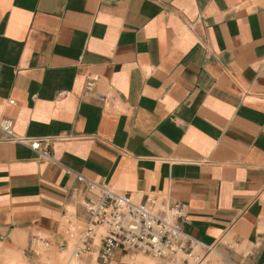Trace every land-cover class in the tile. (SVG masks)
<instances>
[{
    "label": "crops",
    "instance_id": "1",
    "mask_svg": "<svg viewBox=\"0 0 264 264\" xmlns=\"http://www.w3.org/2000/svg\"><path fill=\"white\" fill-rule=\"evenodd\" d=\"M6 118L52 157L0 141V243L87 223L82 175L264 264V0H0Z\"/></svg>",
    "mask_w": 264,
    "mask_h": 264
},
{
    "label": "built area",
    "instance_id": "2",
    "mask_svg": "<svg viewBox=\"0 0 264 264\" xmlns=\"http://www.w3.org/2000/svg\"><path fill=\"white\" fill-rule=\"evenodd\" d=\"M91 86L92 82H89V90ZM0 130V141L27 145L42 159L52 157L48 138L19 135L8 118L0 123ZM77 178L86 183L93 196L85 203L89 220L79 238L76 256L97 252L98 264H107L119 254L123 257L136 251L154 257L160 264L202 262L204 256L196 251L201 243L182 228L185 210L181 203H170L164 197L155 196L144 201L85 176L78 175Z\"/></svg>",
    "mask_w": 264,
    "mask_h": 264
},
{
    "label": "rangeland",
    "instance_id": "3",
    "mask_svg": "<svg viewBox=\"0 0 264 264\" xmlns=\"http://www.w3.org/2000/svg\"><path fill=\"white\" fill-rule=\"evenodd\" d=\"M86 223H78L73 219L72 224L64 220L60 234L62 238L45 233H36L30 243L24 240H16L15 244L0 243V264H21L15 256L22 255L28 264H98L95 252L92 255L76 256L75 251L82 231ZM99 238H97L98 240ZM221 244L219 247L218 245ZM69 246L67 255L60 253ZM237 244L229 237L221 238L213 245H201L196 248L206 258L204 264H242L238 261L234 248ZM214 249L220 252L216 253ZM66 254V253H64ZM107 264H160L159 260L142 252L130 251L120 259H115Z\"/></svg>",
    "mask_w": 264,
    "mask_h": 264
},
{
    "label": "bare ground",
    "instance_id": "4",
    "mask_svg": "<svg viewBox=\"0 0 264 264\" xmlns=\"http://www.w3.org/2000/svg\"><path fill=\"white\" fill-rule=\"evenodd\" d=\"M67 254L68 253L66 252V254H64V255H67ZM205 260H206V258L204 257L203 260H202V262L200 264H204Z\"/></svg>",
    "mask_w": 264,
    "mask_h": 264
}]
</instances>
